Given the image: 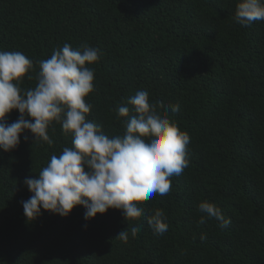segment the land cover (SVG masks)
<instances>
[{
    "label": "trees",
    "instance_id": "obj_1",
    "mask_svg": "<svg viewBox=\"0 0 264 264\" xmlns=\"http://www.w3.org/2000/svg\"><path fill=\"white\" fill-rule=\"evenodd\" d=\"M236 3L0 0V51L33 61L19 82L22 93L36 86L38 61L65 43L87 44L101 52L86 64L95 73L87 120L108 136L122 135L135 115L128 99L147 90L150 103L163 102L167 112L158 111L190 136L188 167L170 178L167 195L137 202L138 219L109 208L85 220L86 209L76 205L67 216L41 209L29 221L24 178H38L52 155L72 147V134L56 121L47 129L51 145L22 132L16 148H0V264H264V21L236 23ZM118 105L129 107L128 117L117 116ZM19 115L13 109L4 119L11 124ZM205 199L231 219L227 228L215 219L199 223ZM157 208L168 224L159 236L147 223ZM137 225L141 231L127 243L115 238Z\"/></svg>",
    "mask_w": 264,
    "mask_h": 264
},
{
    "label": "clouds",
    "instance_id": "obj_2",
    "mask_svg": "<svg viewBox=\"0 0 264 264\" xmlns=\"http://www.w3.org/2000/svg\"><path fill=\"white\" fill-rule=\"evenodd\" d=\"M234 20L246 27L264 21V0H237ZM100 55L97 47L83 44L74 49L65 43L53 50L50 58L37 62L38 82L22 93L19 82L32 69L33 61L19 51H0V148H16L25 130L34 134L35 141L51 145L47 129L52 121L61 123L66 135L72 134V147L63 148L59 156L52 155L38 178H24L32 193L21 201L29 221L42 215L41 209L67 216L76 205L86 209L85 220L109 208L122 210L126 221L138 219L142 209L137 202L167 195L172 187L170 178L181 175L189 165V134L158 111L167 112L163 102L150 103L147 90H138L128 99L135 115L125 121L122 135L108 136L86 119L92 105L85 97L93 91L95 78L94 69L86 64L97 62ZM170 107L172 112L180 110L179 104ZM13 109L20 115L8 124L4 118ZM115 111L118 117H128L130 109L118 105ZM198 207L204 213L200 224L206 218L215 219L221 229L231 224L215 203L205 199ZM147 223L155 235L168 230L160 208L147 217ZM139 231L140 225L127 226L115 238L127 243L129 234L135 238Z\"/></svg>",
    "mask_w": 264,
    "mask_h": 264
}]
</instances>
